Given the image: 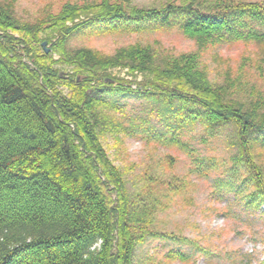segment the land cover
I'll return each mask as SVG.
<instances>
[{"label":"trees","instance_id":"16d2710c","mask_svg":"<svg viewBox=\"0 0 264 264\" xmlns=\"http://www.w3.org/2000/svg\"><path fill=\"white\" fill-rule=\"evenodd\" d=\"M165 27H179L197 52L162 56L141 44L114 55L69 48L88 29L137 34ZM240 43L258 52L243 55L236 74L228 69L213 81L200 52ZM114 69L127 70L130 79L114 76ZM112 92L156 107L132 116L105 97ZM198 128L204 143L225 144L227 164L238 169L226 170L232 177L225 183L231 188L236 177L246 184L236 200L252 222H264V0H170L161 8L63 0L31 22L0 0V264H135L149 239L181 241L154 223L189 189V174L209 177L220 162L186 140L188 129ZM111 136L122 146L140 138L186 154L189 174L165 173L172 155L132 174L114 163ZM190 247L208 262L214 257L211 249ZM232 254L234 263L251 264ZM168 259L189 261L179 250Z\"/></svg>","mask_w":264,"mask_h":264},{"label":"rangeland","instance_id":"374dc122","mask_svg":"<svg viewBox=\"0 0 264 264\" xmlns=\"http://www.w3.org/2000/svg\"><path fill=\"white\" fill-rule=\"evenodd\" d=\"M1 1L10 4L20 19L31 22L36 21L50 8L59 9L63 0ZM132 1L134 5L142 8H161L170 2V0ZM176 1L178 4L181 2V0ZM236 1L257 2L262 0ZM96 31L88 29L75 35L69 43V48L85 47L104 55H114L119 49L141 44L154 47L162 56H178L198 50L192 40L183 36L179 27L147 29L137 34L126 32L99 34ZM257 52L255 45L246 46L240 43L230 47H210L200 54L203 56L202 66L207 69L210 78L213 81H221L228 69L237 73L243 55L253 56ZM112 73L114 76L130 79L127 70L114 69ZM141 79L140 77L139 80ZM65 92L69 95V91ZM105 97L119 100L120 106H124L132 116H140L142 111H150V106L156 107L153 101L149 102L143 98H125L118 92L106 93ZM115 116L120 118L122 112ZM154 124L157 127L160 126L157 119L154 120ZM187 133L191 134L189 136L192 139L189 140L188 136L186 140L189 141L192 149L198 150L204 156L208 154L221 158L220 162L209 172V177L205 173L190 175L192 160L186 154L173 148H165L155 143L146 145V142L144 143L140 138H128L123 146L117 143L113 136L107 141L114 163L119 166L124 164L123 168H126L124 167L126 165L127 170L130 169L132 174L142 173L148 165L159 164L167 155H172L173 167L170 170H164L165 173L177 177L188 173L192 183L189 189L168 203L167 209L161 210L156 215L154 223L157 231L175 234L180 237L181 241L161 237L151 238L145 245L139 247L135 256V264H237L230 258L233 252L241 255L245 262L249 260L251 264H259L264 260V222H252L243 208V203L236 200L235 192L240 190L244 194L247 185H242V181H238L236 177L231 188L225 183L229 182L232 177V173L227 174L226 170L231 167L233 170H238L230 162L227 164V147L219 140L210 139L207 144L204 143V134L201 129L199 131V128L197 130L188 129ZM241 172L246 174V170ZM236 185L240 187L236 188ZM213 189H217L219 194L213 196ZM194 243L200 249L212 250L214 257L210 262L198 253L192 255L193 250L190 246ZM171 250L183 252L188 256L189 261L168 259Z\"/></svg>","mask_w":264,"mask_h":264},{"label":"water","instance_id":"95a60500","mask_svg":"<svg viewBox=\"0 0 264 264\" xmlns=\"http://www.w3.org/2000/svg\"><path fill=\"white\" fill-rule=\"evenodd\" d=\"M47 46H48V44L45 42V43L43 44V47L46 48L47 53H49V52H50V49H49Z\"/></svg>","mask_w":264,"mask_h":264}]
</instances>
